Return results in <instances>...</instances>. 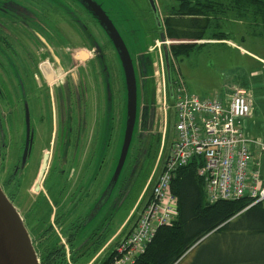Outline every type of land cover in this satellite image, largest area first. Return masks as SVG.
I'll return each mask as SVG.
<instances>
[{"label":"flooded vegetation","instance_id":"1","mask_svg":"<svg viewBox=\"0 0 264 264\" xmlns=\"http://www.w3.org/2000/svg\"><path fill=\"white\" fill-rule=\"evenodd\" d=\"M126 2L131 9L136 5L134 0ZM94 3L108 17L102 6ZM147 8L150 21L141 12L137 19L153 44L158 32ZM135 9L139 13V8ZM152 52L148 48L135 62L131 60L136 86L132 137L136 128L137 146L127 176L121 185L117 179L112 189L106 176L102 182L107 161L104 151L87 187L106 121L111 120L118 137L122 133L121 145L123 141L127 91L118 53L82 0H0V175L3 170L6 173L0 177V188L16 208V192L32 184L31 192L36 195L30 209L36 217L33 228L51 229L53 233L47 235L57 238L64 258L94 252L91 259L97 256L98 261L104 255V244L98 250L96 247L106 230L102 227L93 231L90 239L76 243L74 234H67L79 229L71 226V220L78 208H83L86 216L77 225L82 228L94 221L114 189V203L119 208L132 191L130 184L138 165H145L146 146L151 147L159 134L161 113ZM40 208L42 217L38 218ZM48 210L46 223L42 219ZM24 218V224H31Z\"/></svg>","mask_w":264,"mask_h":264},{"label":"trees","instance_id":"2","mask_svg":"<svg viewBox=\"0 0 264 264\" xmlns=\"http://www.w3.org/2000/svg\"><path fill=\"white\" fill-rule=\"evenodd\" d=\"M228 1L230 4H235V9L238 10L236 17L240 19L243 17V12H246V7L251 8L254 18L261 25L259 34L264 37V1ZM175 2L177 3L175 6H163L162 10L159 9L162 28L168 40L176 38L203 40L205 32L210 29L212 35L217 38L215 40L229 41L227 34L215 31L219 27V17L230 12V9H233L231 6L227 9L217 0H175ZM162 28L158 29L155 26L158 33ZM156 38L157 36L153 39ZM195 49V44L169 46V52L177 65L182 57H189ZM246 125V128L250 127L249 123ZM160 143L161 138L158 134L151 147L146 146L147 160L144 166L141 167L139 164L140 169L138 165L134 182L130 184L131 189L138 188L139 184L146 182L157 158ZM171 143L167 133L163 156ZM202 164L200 158H193L176 172L171 183V193L177 200L176 217L170 226H162L156 230L151 242L146 245L144 253L135 264H179L183 258L193 255L194 252L195 256L189 264H264V201L250 207L251 201L246 198L208 203L203 182L196 173ZM262 170L264 171V158ZM158 173L159 170L156 174ZM150 191L151 186L143 202L149 199ZM135 216L132 217L125 231L128 230ZM49 217L48 210L42 220L47 223ZM25 226L28 228L27 225ZM40 230L42 231L38 232L39 234H35L33 230L28 229L33 239L32 243L48 237L47 233H53L51 229ZM46 240L47 243L50 240L49 246L44 245L41 253L36 249L39 264H66L64 255L60 256L61 249L57 245V238L52 235ZM106 242L104 239L96 250ZM106 262V260L101 261L102 264Z\"/></svg>","mask_w":264,"mask_h":264},{"label":"rangeland","instance_id":"3","mask_svg":"<svg viewBox=\"0 0 264 264\" xmlns=\"http://www.w3.org/2000/svg\"><path fill=\"white\" fill-rule=\"evenodd\" d=\"M107 13L109 19L113 22L114 26L119 31L121 37L123 38V41L129 51V55L131 57V60L133 62L136 61L137 55L139 53L147 52L148 48H152L154 45L149 42V37L146 36L143 31L141 30V27L138 23V15L142 13L144 18L150 21V16L148 12V5L145 4L143 0H134V3H136L135 7L139 8L138 11H136L135 7L132 9L130 6H128L126 3V0H94ZM157 7L162 10L163 5L161 2L170 4L175 6L177 3L175 0H154ZM220 3L224 4L225 8H230L231 6L233 9H230V12H227L225 15H221L219 17V27L216 29L215 32H222L228 35V38L230 41L234 42L238 47L246 50L247 52H250V54H241L239 52V49H231L225 46H218V47H203L201 49L196 48L189 57H182L181 61L178 63V69L180 72V75L182 77V80L188 90L195 94L199 98H211L213 96H221L228 93V90L230 87L234 88H240L243 87L245 90L251 89V93H248L253 96L255 99L256 97L258 99L254 100V107L258 105V108H256V111L259 113L262 112L261 108L264 109V37L261 33V25L259 24L258 20L254 18L252 9L249 7H246V12H243V17L240 19L236 16L238 13V10L235 9V4L230 2L228 0H217ZM264 1V0H262ZM243 10V9H241ZM63 12V9L61 10ZM141 12V13H140ZM159 13H161L159 11ZM138 14V15H137ZM161 15V14H160ZM131 20H134L135 23L131 22ZM149 27H152V24H150ZM131 30V31H130ZM154 38V37H153ZM157 41L156 39H153ZM168 42L170 40L167 39ZM156 46V42L154 43ZM170 45H168L169 47ZM161 48L159 50V47H156L152 52L153 61L156 64V71L159 73V70L161 68V58L160 53ZM252 56V57H251ZM260 59L263 60V63L260 65ZM253 73V74H252ZM253 76V77H252ZM156 89H157V95L159 92V86L161 84L160 77L156 76ZM252 78V79H251ZM242 86V87H241ZM247 88V89H246ZM259 94V95H258ZM258 95V96H257ZM260 98V99H259ZM159 103V101H158ZM259 103H261L259 107ZM139 105V103H138ZM264 113V111H263ZM262 115L264 116V114ZM255 119L252 117L248 121L250 125H252V133L253 129L256 131L255 127ZM105 130L103 131V134L100 135L101 137V145L98 154L96 155V158L92 164L91 170L89 172V181L87 180L85 183V186H89L92 181L90 179L93 177V174L95 173V168L98 165L100 159L102 158V153L105 151L106 153L104 156H106V165L105 168L103 167V178L102 182H104V176H106V181L109 185L111 178L113 176V173L115 171V168L117 166L120 150H121V137L122 133L117 136V133L115 129L111 127V120L106 121L105 124ZM161 131V128L159 129V132ZM158 133V128L157 131ZM136 128L134 129V135L132 137V141L130 143L128 153L122 168V171L118 178V185H121L123 181V176H127V173L130 169L133 156L135 154L137 142H136ZM161 138V135H160ZM100 139V138H99ZM169 149V148H168ZM168 152V151H167ZM163 153V148L159 147V151L157 154V158L155 160L154 166L144 184H139L138 188H132L133 191L130 193V195L124 197L123 203L122 201L119 202L120 207L117 208L115 205V197L117 193V189H114L112 192V196L110 194V198L108 201V204L105 206L103 213L98 215L94 221L89 223L87 226H83L80 228V225H77V221H81L85 218L86 212L83 210V208H78L76 214L72 218V227H75L77 229L68 232L67 234H74L75 242L79 243L82 240L90 239L91 234L93 231L101 230L103 227L106 230L105 234V241H108L110 238H112L118 229L122 226L123 221L127 217L129 211L137 204L136 210L133 215L137 212V209L140 208V205L143 203V200L145 199L150 182L153 178V175L155 173L156 168L158 167L159 161L161 159ZM7 169V167H6ZM5 170L2 171V175H0L1 178H3V175L5 177ZM99 179V178H98ZM105 184V183H104ZM31 185L28 184L24 185L23 188H20L18 192L15 194V206L16 210L19 213L21 218H26L31 224H28L25 222L24 226L27 225L30 230H33L35 234L38 232L40 233L42 230L33 228L35 225L34 218H36L32 213L30 214V209L33 207L35 197L36 195L31 192ZM138 185V184H137ZM251 201V200H250ZM252 202L250 203V206L252 205ZM258 204V203H257ZM114 205L116 207H114ZM41 210L38 209V211ZM142 210V207L140 211ZM137 214V213H136ZM42 210L41 213L37 215L38 218H41L42 216ZM104 215V217H102ZM132 215V216H133ZM32 219V220H31ZM101 219H103L101 221ZM25 220V221H26ZM131 221V220H130ZM129 224V223H128ZM36 226V225H35ZM128 226V225H127ZM126 226V227H127ZM125 231V229H124ZM38 233V234H39ZM55 233L58 235L59 231L55 230ZM29 234V232H28ZM56 235V236H57ZM31 241L33 240L31 235L29 234ZM34 236V235H33ZM52 236V235H49ZM117 236V235H116ZM45 241H39L36 240L33 246L35 251L38 250L39 253L44 249L45 246H49V242L45 243ZM42 242V243H41ZM41 244V245H40ZM104 246H106L104 244ZM48 248V247H47ZM75 249L78 248V245H75ZM37 249V250H36ZM94 255V252H92L89 255L83 256V257H74L71 256L70 263L71 264H88L92 259V256ZM195 256V252L190 254V256H186L181 260L179 264H189L192 260V257ZM69 258H65V263H69ZM62 262V261H61ZM97 263V260L94 262V264ZM178 264V263H177Z\"/></svg>","mask_w":264,"mask_h":264},{"label":"built area","instance_id":"4","mask_svg":"<svg viewBox=\"0 0 264 264\" xmlns=\"http://www.w3.org/2000/svg\"><path fill=\"white\" fill-rule=\"evenodd\" d=\"M174 71L173 144L149 201L130 232L113 245L104 264H135L156 230L171 225L177 207L171 183L176 172L193 158L202 160L196 173L203 182L208 203L243 198L253 201L252 205L264 201V177L255 160L256 155L264 153V141L245 132L252 108L249 93L231 87L226 103L219 96L199 98L187 92L175 65ZM156 76L161 80L157 103L163 141L169 107L162 65Z\"/></svg>","mask_w":264,"mask_h":264},{"label":"water","instance_id":"5","mask_svg":"<svg viewBox=\"0 0 264 264\" xmlns=\"http://www.w3.org/2000/svg\"><path fill=\"white\" fill-rule=\"evenodd\" d=\"M87 6L88 10L95 16L100 24L105 28L112 46L118 53L121 61L126 83L127 91V113L125 130L123 134L122 146L117 162V166L108 185L109 189L117 182L120 172L123 168L128 149L132 139L135 113H136V86L135 77L132 69L131 59L129 53L119 36L117 30L113 26L108 17L101 11L100 7L92 0H82ZM149 9L154 17L155 25L158 29L161 28L160 19L157 14V8L154 0H146ZM158 41L161 44V51L164 61V69L166 74L168 96L170 102L172 101V83L170 75V64L168 59V49L166 45V38L164 32L158 33ZM155 69V66H154ZM173 113V112H172ZM170 113L169 123V139L172 138L173 114ZM168 148V147H167ZM167 157V150L160 163L159 176L164 162ZM156 178L154 179V183ZM0 264H39L37 253L34 249L27 229L24 226L23 220L17 212L16 208L10 203L8 198L0 188Z\"/></svg>","mask_w":264,"mask_h":264},{"label":"crops","instance_id":"6","mask_svg":"<svg viewBox=\"0 0 264 264\" xmlns=\"http://www.w3.org/2000/svg\"><path fill=\"white\" fill-rule=\"evenodd\" d=\"M161 4L165 7H170V6H173V5H170V4H167V3H164V2H161ZM213 27V25H212ZM212 30H207L205 33V36H204V39L203 40H189L187 38H176L175 40H170V45H192V44H195L196 45V48H203V47H218V46H225V47H228V48H231V49H239V52L241 54H250V52H247L246 50L238 47L234 42L232 41H217L215 39H217L215 36L212 35ZM252 57V56H251ZM263 63V60L260 59V65ZM264 70V69H263ZM253 74V73H252ZM253 77V76H252ZM252 79V78H251ZM251 85V89H247V91H249V93H251V90H252V85L253 84H250ZM186 87V85H185ZM242 87V86H241ZM231 88V87H230ZM187 89V92L191 95H195L193 93H191L188 88L186 87ZM242 89H245L244 87ZM228 94H224V95H221L220 98L223 99V102L226 103L227 102V98H228ZM250 95V94H249ZM259 95V94H258ZM257 95V96H258ZM196 96V95H195ZM254 96V95H253ZM250 95L251 99H252V108H251V116L248 120H246L245 122V132L248 134L249 137H252V138H259L261 140L264 141V116L262 115L264 109L262 107H260L261 103H259V107L261 108V111L262 112H258L256 111V108H258V105H256V107H254V103L255 102L254 100L258 99L256 97V99ZM260 99V98H259ZM264 105V104H263ZM172 113V111L170 112ZM173 114V113H172ZM264 114V113H263ZM252 117L255 119V129L256 131H254L253 129V133H252V125H250V127L246 128V124L248 123V121L250 119H252ZM263 158H264V153L261 154V155H256L255 156V160L259 163V167H260V172L262 174V176L264 177V171L262 170V164H263ZM136 207H137V204H135V206H133V208L129 211L127 217L125 218V220L123 221L122 223V226L118 229V231L116 232V234L110 238L106 243L105 245L109 246L110 243H112V241H114V239H117L118 235L126 228V226L128 225V223L130 222V220L132 219L133 216L136 215V213L140 210L139 208L137 209V212L134 214L135 210H136ZM133 215V216H132ZM117 235V236H116ZM106 246H104L103 248H105ZM107 246V247H108ZM97 257V256H96ZM96 257H94L88 264H91L93 263L94 259H96Z\"/></svg>","mask_w":264,"mask_h":264}]
</instances>
